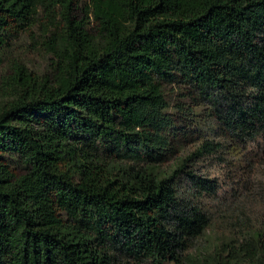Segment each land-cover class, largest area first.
Wrapping results in <instances>:
<instances>
[{
    "label": "trees",
    "instance_id": "obj_1",
    "mask_svg": "<svg viewBox=\"0 0 264 264\" xmlns=\"http://www.w3.org/2000/svg\"><path fill=\"white\" fill-rule=\"evenodd\" d=\"M36 28L52 73L16 65L0 99V264H264V228L189 253L210 218L181 181L214 191L189 163L223 146L180 156L194 108L168 96L264 134V0H0V47Z\"/></svg>",
    "mask_w": 264,
    "mask_h": 264
},
{
    "label": "rangeland",
    "instance_id": "obj_2",
    "mask_svg": "<svg viewBox=\"0 0 264 264\" xmlns=\"http://www.w3.org/2000/svg\"><path fill=\"white\" fill-rule=\"evenodd\" d=\"M35 33L11 37L0 47V99L13 81L16 65L39 77L52 73L53 57L43 46L40 30L36 28ZM168 96L170 113H176L178 104L194 108L193 123L182 127L183 135L178 138L180 156L196 152L205 141L223 146L189 163L191 171L214 185V191L200 193L189 180L181 181L184 190H189L186 195L182 194L196 200L210 218L208 231L193 241L189 253L198 255L203 248L221 246L264 228V134L245 143L231 142L222 136L219 122L212 115L217 102L211 94L204 98L183 84ZM172 159L166 167L174 162ZM9 161L19 173L25 172L19 157L10 156ZM116 255L121 264H145L118 251Z\"/></svg>",
    "mask_w": 264,
    "mask_h": 264
}]
</instances>
